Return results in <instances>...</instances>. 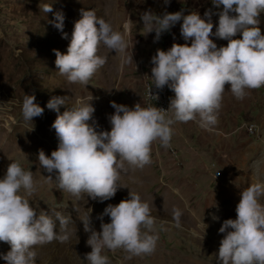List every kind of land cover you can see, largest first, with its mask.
I'll return each instance as SVG.
<instances>
[{
    "label": "rangeland",
    "instance_id": "374dc122",
    "mask_svg": "<svg viewBox=\"0 0 264 264\" xmlns=\"http://www.w3.org/2000/svg\"><path fill=\"white\" fill-rule=\"evenodd\" d=\"M45 3L51 4L52 12L41 10ZM90 9L125 34L133 62L122 63L119 53L101 46L98 54L107 55V63L85 86L70 83L58 73L54 50L66 53L74 22L81 17V10ZM148 10L157 15L196 11L202 18L206 10H211L214 32L222 6L215 8L211 0H170L168 4L164 0H0V178L10 162L19 161L33 173L36 192L29 199L37 213L60 212L72 218L68 226L70 240L36 246V264H89L85 254L91 251L87 244L90 233L84 231L81 219L91 211L92 227L100 231L98 215L108 204L127 199L129 191L150 204L159 236L157 247L151 255L130 258L122 249L105 250L110 264H216L223 238L218 229L224 220L236 218L240 192L255 182L264 183V87L250 90L238 100L227 85L216 125L205 129L198 119L175 123L171 147L156 141L152 144L151 164L143 169L126 165L128 170L121 173L119 181L126 187L119 188L113 198L99 202L82 195L77 199L47 178L38 152L43 150L50 156L58 146L51 127L57 112L46 107L51 98L66 97V104L59 108L63 113L77 106V101L92 96L96 130H110L108 117L115 111L111 101L129 107L136 103L144 106L145 83L156 50H167L173 43H191L181 35L182 21L162 33L158 41L154 42L155 32L144 35L146 28L140 17ZM57 11L64 15L63 33L67 38L50 23ZM259 20L258 27L264 34V12ZM210 38L217 47L228 43L215 36ZM234 38H241V34ZM33 93L44 112L32 122L25 121L22 101L25 94ZM32 126L34 130H29ZM250 126L252 133L248 131ZM174 209L182 212L179 226L173 219ZM109 219L104 216L103 222ZM9 250V244L0 241V264H6L2 255Z\"/></svg>",
    "mask_w": 264,
    "mask_h": 264
},
{
    "label": "clouds",
    "instance_id": "9594fccd",
    "mask_svg": "<svg viewBox=\"0 0 264 264\" xmlns=\"http://www.w3.org/2000/svg\"><path fill=\"white\" fill-rule=\"evenodd\" d=\"M169 2L164 0L165 4ZM211 2L217 9L222 6L217 13L214 32L211 10L205 11V18L196 11L186 15L182 11L157 15L151 10L140 17L146 28L144 35L155 32L154 42L179 21H182L183 39L191 40L190 44L173 43L167 50L158 48L151 57V85L157 90L167 86L174 92L167 109L152 104L141 106L140 103L129 107L111 101L115 110L108 117L111 128L97 131L93 117L95 108L90 103L92 96L86 101H77V106L63 113L59 108L66 104V97H53L47 102L46 107L57 112L51 127L58 138V146L50 156L40 150L38 161L49 174L47 178L55 180L59 189L77 199L86 195L99 202L109 200L119 188L126 187L119 183L122 172L128 167L143 169L151 164L154 142L171 147L175 123L198 119L205 129L216 125L226 85L238 100H243L250 90L264 87V34L258 27L264 0ZM41 10L44 13L53 11L50 3H45ZM54 16L50 23L67 38L63 33V13L57 11ZM237 33L241 38H234ZM212 36L227 40V45L217 47ZM101 46L119 53L122 63L133 62L125 34L114 30L94 10H81L66 53L54 50L58 73L70 83L88 85L107 63V55L98 54ZM151 85L147 94L149 99L156 100L158 95L152 92ZM43 112L44 108L36 103L35 94H25L23 119L32 122ZM29 130H34L33 126ZM35 192L32 171L25 170L19 161L10 162L0 178V241L10 246L2 255L6 264H36V246L54 240L66 243L71 238L68 226L72 218L60 212L37 213L29 199ZM261 197H264V183L259 181L240 192L236 218L224 220L218 229L223 238L216 264H264ZM90 212L81 219L84 231L90 233L87 244L91 251L85 254L89 264H110L105 250L122 249L129 253V258L155 252L159 239L156 219L151 214L150 204L139 194L129 191L127 199L115 205L108 204L97 217L101 221L100 231L92 227ZM181 215L179 209L173 210L177 226ZM104 216L110 218L109 222H103Z\"/></svg>",
    "mask_w": 264,
    "mask_h": 264
},
{
    "label": "built area",
    "instance_id": "2783aa9c",
    "mask_svg": "<svg viewBox=\"0 0 264 264\" xmlns=\"http://www.w3.org/2000/svg\"><path fill=\"white\" fill-rule=\"evenodd\" d=\"M152 83V77L151 74L148 76L146 83H145V103L144 106H148L149 104H152L153 106L160 107L167 109L168 108V102L170 100V97L174 96V92H172L171 89H169L167 86L164 87L163 90H157L154 85H151ZM151 85L152 92L158 95V99L152 100L148 97V88ZM249 132H253V126H250L248 129Z\"/></svg>",
    "mask_w": 264,
    "mask_h": 264
}]
</instances>
